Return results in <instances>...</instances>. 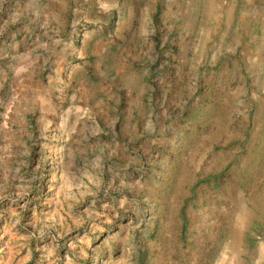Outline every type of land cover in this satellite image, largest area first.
Returning a JSON list of instances; mask_svg holds the SVG:
<instances>
[{
	"label": "rangeland",
	"instance_id": "1",
	"mask_svg": "<svg viewBox=\"0 0 264 264\" xmlns=\"http://www.w3.org/2000/svg\"><path fill=\"white\" fill-rule=\"evenodd\" d=\"M0 264H264V0H0Z\"/></svg>",
	"mask_w": 264,
	"mask_h": 264
}]
</instances>
